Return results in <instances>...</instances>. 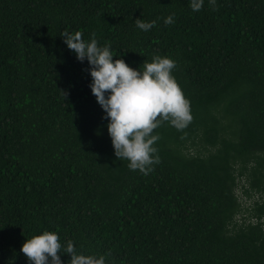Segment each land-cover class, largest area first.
Returning <instances> with one entry per match:
<instances>
[{"label": "trees", "instance_id": "16d2710c", "mask_svg": "<svg viewBox=\"0 0 264 264\" xmlns=\"http://www.w3.org/2000/svg\"><path fill=\"white\" fill-rule=\"evenodd\" d=\"M189 5L0 0V264H29L21 245L44 230L106 264H264V0ZM64 31L134 69L175 61L192 120L154 130L148 175L115 157Z\"/></svg>", "mask_w": 264, "mask_h": 264}, {"label": "clouds", "instance_id": "9594fccd", "mask_svg": "<svg viewBox=\"0 0 264 264\" xmlns=\"http://www.w3.org/2000/svg\"><path fill=\"white\" fill-rule=\"evenodd\" d=\"M215 8L216 0H208ZM204 0H190V8L198 12ZM164 24L174 23V14L164 18ZM136 27L144 32L156 25V21L135 20ZM66 47L74 52L77 61H87L91 77L89 88L107 120V132L114 155L128 161L130 170L148 175L159 156L154 147L159 135L154 132L163 122L177 130L188 126L192 120L190 102L172 75L176 67L167 56H153L144 60L143 69L130 67L121 58L114 59L109 42L98 44L95 35L83 39L81 31H64L60 35ZM20 252L29 264H106L105 254H84L77 251L72 240L61 243L55 231L44 230L25 239ZM61 254L70 259L63 261Z\"/></svg>", "mask_w": 264, "mask_h": 264}, {"label": "rangeland", "instance_id": "374dc122", "mask_svg": "<svg viewBox=\"0 0 264 264\" xmlns=\"http://www.w3.org/2000/svg\"><path fill=\"white\" fill-rule=\"evenodd\" d=\"M243 185V182H241V186ZM241 186H240V190H241ZM242 191H240L239 192V196H240V201L242 202V204H243V208H244V210L246 209V208H248V207H250L251 205H252V203H253V199H247V198H245L244 196H242ZM244 214L243 215H247V214H245V212H243ZM239 221H242V216H239Z\"/></svg>", "mask_w": 264, "mask_h": 264}]
</instances>
